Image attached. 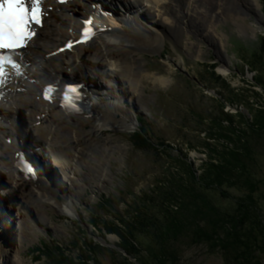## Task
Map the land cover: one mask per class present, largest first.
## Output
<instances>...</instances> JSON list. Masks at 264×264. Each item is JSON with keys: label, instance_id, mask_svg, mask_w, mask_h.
Here are the masks:
<instances>
[{"label": "rangeland", "instance_id": "374dc122", "mask_svg": "<svg viewBox=\"0 0 264 264\" xmlns=\"http://www.w3.org/2000/svg\"><path fill=\"white\" fill-rule=\"evenodd\" d=\"M258 1L263 19L258 21L254 13H250L247 18V23L258 27L256 36L251 33L248 35L240 33L235 22L221 18L217 23L213 41H210L204 32L198 37L185 35L180 41L168 37L160 50L136 54L137 63L143 71L139 78L141 84H138L136 90L124 84L123 89L126 91H120L119 80L116 79L108 84L107 78L102 80L96 78L92 66L82 63L83 66L76 74L92 81L91 87L97 88L96 94L101 98L102 109H107L105 114L109 106L105 96L108 89L112 90L115 87L112 91L116 92V98L118 97L117 99L126 108L137 110L133 111L132 118L128 119V122L130 124L133 122L134 125L130 130L107 129L94 132L91 139L93 141H89L86 145L89 151H99L105 145L111 148L107 156V180L98 185L84 178L81 182L83 189L77 193L78 195L73 196V206L76 210L74 216H68L44 205L49 221L39 233L38 240L25 243L22 256L26 264H79L82 256L90 255V244L94 242L103 246L97 250L99 264H113L114 255L111 249L117 248L119 237L104 231L103 221L110 223L113 222V217H127V211L138 204L139 198H147V195L154 197L158 185L168 180V174L173 175L175 164H178L177 158L186 162L190 160L198 167L205 163L208 157L205 151V140L208 135L205 130L208 126L215 125L213 116L221 117L222 109L242 123L240 115L248 119L247 108L254 115L258 113L259 108H264L252 99L253 96L258 98L257 94H259L262 97L259 100L264 101V87H259L254 82L257 73H251L247 69L253 67L252 54L258 51L264 40V2ZM90 6L92 9L96 7ZM97 7L95 10H99ZM189 43H194V46L188 47ZM96 45L91 46L94 51ZM197 49H201V52L198 53ZM85 62L87 63L86 60ZM90 63L95 68L99 67L95 61ZM220 67L225 68L227 73H221ZM212 70L221 77L220 81H216L210 75ZM78 77L71 75L68 78L69 85L74 84L72 79L79 80ZM159 77L169 78L168 85H160L155 80ZM247 99H250V102ZM231 102L237 103L238 106L226 105ZM51 104L44 102L41 104L48 113V126L58 125L54 129L59 133H65L62 137L64 141L67 134L75 139V134L88 136L89 132H93L94 126L88 122L87 116L81 118L63 108L62 115L58 117L54 114ZM240 104H243L246 110H241ZM139 119L145 120V124H141ZM242 127L249 130L246 124ZM143 129L146 130L145 133ZM26 135L28 137L30 133ZM139 140L148 147L154 145L158 151L140 148L136 144V142L140 144ZM251 148L254 151V161L250 163L249 168L258 181H261L259 190L254 194L257 205L252 211L253 221L262 222L264 225V136L254 137L251 140ZM187 150L188 161L185 159ZM39 152L38 150L37 154ZM36 161L34 158L29 159L35 170L33 168L26 171L25 165L22 164L24 169L21 171L26 174L29 191L39 188L34 182H30V179L42 176ZM50 161L46 165L51 168L54 163ZM0 181L7 183V176L4 173H0ZM66 181L67 179H64L57 168L56 177L51 176L46 183L50 189L53 188L50 183L54 182L65 188L68 186ZM222 190L226 191L227 195L224 196L219 189L206 192L223 212L233 215L239 199L245 196L246 190L227 185ZM5 192L4 188L0 189V194L3 195ZM17 194H20L19 191L14 193ZM5 205L9 209V215H15L11 217L10 225L14 239L16 237L14 232L17 230V213L20 212L18 210L25 214L26 209L22 210L15 199L5 198ZM145 205L151 208L149 213L154 212L152 203ZM31 210L27 209L26 213L31 214ZM257 234L255 244L263 246L264 236L258 232ZM136 241L142 251L153 242L150 237L143 234H137ZM84 242L88 245L84 246ZM173 247L179 256V264H236L233 258L229 259L231 260L229 262L226 261L225 254L221 250L212 248L204 242H195L192 234L180 238ZM62 254H65L70 262L61 261ZM253 255L258 264H264L262 250L255 248ZM138 259L146 264L150 263L145 252H142ZM130 260L133 264H139L132 257Z\"/></svg>", "mask_w": 264, "mask_h": 264}, {"label": "bare ground", "instance_id": "6f19581e", "mask_svg": "<svg viewBox=\"0 0 264 264\" xmlns=\"http://www.w3.org/2000/svg\"><path fill=\"white\" fill-rule=\"evenodd\" d=\"M43 1V23L33 28L34 35L27 46L28 63L24 67L22 98L15 94L10 111H5L4 107L0 109V118L6 122L0 124V173L7 176V183L0 181V189L6 191L0 194V264L27 263L22 256L25 243L38 240L39 233L49 221L44 205L74 216L73 196L83 189L81 182L84 178L98 185L107 180L106 164L111 148L105 145L99 151H89L86 145L93 141L94 132L130 130L134 125L128 119L137 110L126 108L116 98V92L112 91L115 87L108 89L105 96L109 105L105 114L107 109H102L97 88L91 87L92 81L76 74L82 63L92 66L96 78H107L108 84L119 80L120 91H126L123 89L125 85L136 90L143 73L136 54L160 50L168 37L180 41L185 35L198 37L204 32L213 41L221 18L235 22L240 33L256 36L258 27L247 23V18L254 13L258 21L263 19L258 0H73L67 4L58 2L60 0ZM90 5L98 6L99 10ZM84 21H88L87 26ZM86 28L92 33L85 43L83 40L87 35L82 38V30ZM73 44L75 46L71 47ZM94 45L95 51L91 47ZM187 46H194V43ZM92 61L99 67L95 68L90 63ZM219 71L227 73L223 67ZM71 75L79 76V80L72 79L74 86L83 88L81 97L85 103L81 108L68 107L60 93L67 89ZM155 80L160 85L169 83L166 77ZM50 85L52 89H58L52 97H49ZM43 102L52 103L53 112L58 117L63 108L80 117L87 116L88 122L94 126L93 132L88 136L75 134V139L67 134L64 141L65 133L54 129L58 125L48 126V113L41 105ZM11 113L18 114L15 120ZM26 133L30 136L27 137ZM21 152L27 160H37L42 176L30 179L39 187L35 191H29L26 174L21 171L24 169L19 159ZM49 159L54 163L51 168L46 165ZM57 168L67 179L68 186L63 188L54 182L50 183L53 187L50 189L46 182L51 176L56 177ZM18 191L20 194L14 195ZM3 196L15 199L22 210H33L31 214L26 210L22 214L18 210L14 239L10 225L11 217L15 215H9Z\"/></svg>", "mask_w": 264, "mask_h": 264}, {"label": "trees", "instance_id": "16d2710c", "mask_svg": "<svg viewBox=\"0 0 264 264\" xmlns=\"http://www.w3.org/2000/svg\"><path fill=\"white\" fill-rule=\"evenodd\" d=\"M252 59L253 67L247 69L251 73H257L254 82L263 88L264 40L258 51L252 54ZM210 75L216 81L221 80L214 70ZM257 95L258 98L253 96L252 99L264 107V101L259 100L262 97ZM247 100L250 102V99ZM226 105L238 106L235 102ZM240 106L241 110H246L243 104ZM246 112L248 119L240 115L243 121L241 123L222 109L221 117L213 116L215 125L208 126L205 130L208 135L205 140L208 155L205 163L198 167L190 160L186 162L177 158L178 164H175L173 175L168 174V180L158 185L154 197L147 195V198H139L138 204L127 211V217H113V222L110 223L103 221L104 231L119 237L117 248L111 249L113 264H133L130 262L131 257L139 264H146L138 259L142 252L148 256L149 264H179V256L173 245L188 234H192L195 242L207 243L224 252L228 262L233 258L236 264L259 263L253 253L255 248L264 252V241L263 246L255 244L257 232L264 236V225L253 221L252 211L257 205L254 194L259 190L261 181H258L249 166L254 161L251 140L259 135L264 136V108H259L256 115L248 108ZM141 121L139 119L141 124H145V120ZM245 124L249 130L242 127ZM142 131L146 132L144 129ZM139 142L140 144H136L142 149L158 151L154 145L148 147L142 141ZM193 151L201 156L196 150ZM188 153L187 150V161ZM225 185L246 190L233 215L223 212L206 192L219 189L225 196L226 191L222 190ZM144 203H152L154 212L149 213L151 208ZM137 234L150 237L153 245L142 251L136 241ZM87 245L84 242V246ZM100 248H103L100 243L90 244V255L82 256L79 264H99L97 250ZM85 249L84 247L83 250ZM61 261L70 262L65 254H62Z\"/></svg>", "mask_w": 264, "mask_h": 264}, {"label": "snow or ice", "instance_id": "6c2138e0", "mask_svg": "<svg viewBox=\"0 0 264 264\" xmlns=\"http://www.w3.org/2000/svg\"><path fill=\"white\" fill-rule=\"evenodd\" d=\"M61 3L66 0H60ZM42 0H0V76L11 57L2 53L15 52L34 35L33 25L40 26L43 16ZM87 26L88 21H84ZM92 30H82V38ZM15 67V64H12ZM74 92L75 89H72Z\"/></svg>", "mask_w": 264, "mask_h": 264}]
</instances>
